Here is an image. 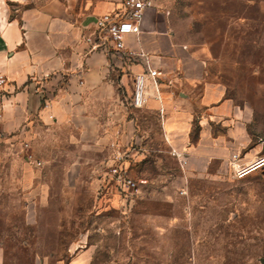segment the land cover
Wrapping results in <instances>:
<instances>
[{"label": "rangeland", "instance_id": "374dc122", "mask_svg": "<svg viewBox=\"0 0 264 264\" xmlns=\"http://www.w3.org/2000/svg\"><path fill=\"white\" fill-rule=\"evenodd\" d=\"M150 1L184 58L202 62L204 78L222 87L249 147L259 146L264 157V0ZM76 6L86 11L92 5L76 0ZM192 71L198 74L194 65ZM40 150L50 162L30 151L42 163L34 168L24 162L21 149H0V173L7 175L0 180V239L7 264H67L85 247L89 264H260L264 259V171L240 180L228 168L178 179L180 168L170 151L146 155L145 148L137 164L124 151L119 161L112 157L96 167L64 141ZM42 167L54 175L48 209L20 192L8 175ZM112 168L137 191L124 194Z\"/></svg>", "mask_w": 264, "mask_h": 264}, {"label": "crops", "instance_id": "0c3cea01", "mask_svg": "<svg viewBox=\"0 0 264 264\" xmlns=\"http://www.w3.org/2000/svg\"><path fill=\"white\" fill-rule=\"evenodd\" d=\"M122 1L86 0L92 6L79 11L76 0H0V75L5 78L0 149H21L28 142L34 156L48 163L40 147L64 141L96 167L124 151L137 164L145 148L146 155L173 150L187 160L182 166L174 159L178 179L225 171L232 154L240 155V163L259 156L222 87L204 78L202 62L184 58L152 6L144 10L139 41L128 35L124 46L141 47L152 56L159 99L149 88L143 107L130 106L133 76L143 65L127 61L125 50L116 51L95 25L99 16L121 9ZM43 168L8 175L20 192L48 209L54 175ZM6 176L0 173V180ZM37 210L33 203L32 211ZM4 242L0 239V264L8 259ZM19 245L22 249L23 242ZM90 259L85 247L67 264Z\"/></svg>", "mask_w": 264, "mask_h": 264}, {"label": "built area", "instance_id": "2783aa9c", "mask_svg": "<svg viewBox=\"0 0 264 264\" xmlns=\"http://www.w3.org/2000/svg\"><path fill=\"white\" fill-rule=\"evenodd\" d=\"M150 0H123L121 9H115L111 13L103 14L96 20V29L98 33L106 35V38L112 43L116 51L125 50L124 40L128 35H133L136 41H139L140 23L143 18L144 10L151 7ZM90 42V39H86ZM95 47V46H94ZM93 47V48H94ZM124 56L127 61L140 60L143 65V71L133 76L132 95L130 106L133 108L143 107L148 89L150 88L155 94L156 99H159L158 92V76L159 72L152 66V56L145 52L141 47L137 50H125ZM5 84V78L0 75V88ZM1 96H0V138H1ZM21 152L24 153V161L31 167H41V161L37 160L30 153V145L28 142H23ZM170 154L176 158L182 166L187 163L186 157L173 150ZM114 160H120L119 153L113 156ZM240 155L232 154L228 160L227 167L231 172L233 179H243L248 175L256 172L264 171V157L257 156L247 163H240ZM113 177H116V183L121 185V190L127 194V190L137 191L136 184L123 177H119L117 169H110Z\"/></svg>", "mask_w": 264, "mask_h": 264}, {"label": "water", "instance_id": "95a60500", "mask_svg": "<svg viewBox=\"0 0 264 264\" xmlns=\"http://www.w3.org/2000/svg\"><path fill=\"white\" fill-rule=\"evenodd\" d=\"M260 264H264V259H260Z\"/></svg>", "mask_w": 264, "mask_h": 264}]
</instances>
